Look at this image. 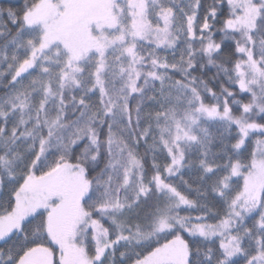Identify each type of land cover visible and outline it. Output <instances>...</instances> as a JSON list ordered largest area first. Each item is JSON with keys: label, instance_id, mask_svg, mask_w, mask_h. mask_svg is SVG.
Returning a JSON list of instances; mask_svg holds the SVG:
<instances>
[{"label": "snow or ice", "instance_id": "1", "mask_svg": "<svg viewBox=\"0 0 264 264\" xmlns=\"http://www.w3.org/2000/svg\"><path fill=\"white\" fill-rule=\"evenodd\" d=\"M0 264H264V0L0 3Z\"/></svg>", "mask_w": 264, "mask_h": 264}, {"label": "trees", "instance_id": "2", "mask_svg": "<svg viewBox=\"0 0 264 264\" xmlns=\"http://www.w3.org/2000/svg\"><path fill=\"white\" fill-rule=\"evenodd\" d=\"M13 3L19 4L21 2V0H12ZM0 3H5L6 4V0H0ZM216 39H219V35L216 36ZM214 71V70H213ZM209 76L212 75V71H209L208 73ZM218 90V88H217ZM189 177L186 175L185 179H188Z\"/></svg>", "mask_w": 264, "mask_h": 264}]
</instances>
